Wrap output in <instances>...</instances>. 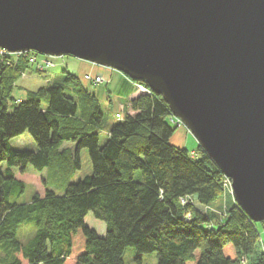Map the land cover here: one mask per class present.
Wrapping results in <instances>:
<instances>
[{"label": "trees", "instance_id": "16d2710c", "mask_svg": "<svg viewBox=\"0 0 264 264\" xmlns=\"http://www.w3.org/2000/svg\"><path fill=\"white\" fill-rule=\"evenodd\" d=\"M29 55H8L10 63L0 56V163L7 165L0 170V264H125L128 246L138 252V264L147 252L157 254L158 264H241L255 253L259 222L235 201L216 226L209 225L212 213L182 203L189 196L200 206L216 202L224 175L200 145L192 156L170 142L177 127L161 95L137 81L148 92L130 100L132 113L113 123L100 145L103 109L65 64L59 66L63 80L27 91L24 99L12 97ZM26 131L37 148L12 149L10 139ZM82 148L92 172L69 182L81 167ZM28 165L47 168L64 192L46 187L18 202ZM88 212L105 223V235L86 224ZM28 222L36 230L22 243L17 230ZM248 264H264V251Z\"/></svg>", "mask_w": 264, "mask_h": 264}, {"label": "water", "instance_id": "95a60500", "mask_svg": "<svg viewBox=\"0 0 264 264\" xmlns=\"http://www.w3.org/2000/svg\"><path fill=\"white\" fill-rule=\"evenodd\" d=\"M0 47L144 82L264 221V0H0Z\"/></svg>", "mask_w": 264, "mask_h": 264}, {"label": "rangeland", "instance_id": "374dc122", "mask_svg": "<svg viewBox=\"0 0 264 264\" xmlns=\"http://www.w3.org/2000/svg\"><path fill=\"white\" fill-rule=\"evenodd\" d=\"M0 52H4L2 56H5V58L8 56L6 55L8 52L7 50L1 48ZM28 53L30 54L29 57L33 59V62L29 63L30 66L28 67V69L24 71L23 74H20L17 80H15L12 90V97L20 100L23 94V88L28 85H31L32 90H36L38 87L52 82L53 75L49 74L48 71V69L52 67L46 66L41 68L39 59L50 60L53 65L56 64L55 66L62 65L58 63V60H64L66 63L67 61H69L71 66H67L68 71L77 75L83 86H85L87 89L90 87H92L93 89H97L96 97L104 112L102 125L97 130V132L99 134L100 145H103L107 140L108 130L111 125L118 119L125 117V115L129 112L130 100H126L124 96H121V99L118 100V98L116 97L117 94L111 89L113 73H123L111 67L83 60L70 55L53 56L38 53L36 51H29ZM6 59L9 63L12 62L10 58ZM104 68H109V70L111 71H109V73L102 72V69ZM128 79L133 83L137 82L130 79L129 77ZM135 88L139 92L147 91L145 85H140L138 82L135 85ZM170 120L171 123L177 127L170 139V142L176 146L187 148L192 156L196 155L199 144L189 128L184 125L180 118L174 116L173 114H171ZM10 146L15 150H35L37 148L34 139L27 131L11 138ZM63 146L72 147L74 146V143L71 141H65L63 143ZM80 159L81 167L68 179L69 182H77L92 172L91 162L88 150L86 148H82L80 150ZM6 166L7 165L5 162H1L0 170L2 172H5ZM12 169L14 173H19L16 168L13 167ZM136 174H140V171H138ZM23 179L25 181V190L20 195V197L17 198V201L20 203L28 202L34 193H42L46 187L54 190L57 194H62L64 192V185L56 177L48 174L47 168L42 172H38L31 165H28L26 174L23 176ZM43 179H45V181ZM232 200L237 203L233 194L231 181L227 176L224 175L222 191L219 199L216 202L208 206H200L196 202V198H194L193 196H189L185 197L182 203H192L196 207L200 208L204 213H212L214 216L210 218L209 225L216 226L226 218L228 214V208L231 205ZM85 222L88 226L94 228L100 236L105 235V223L102 220L95 218L91 212H88V214L85 216ZM263 222L264 221H261L257 225L258 231L260 233V242L255 249V253L242 260L241 264H248L251 260L255 259L256 256L258 257L264 251ZM35 230L36 226L33 222L23 223L18 227L16 236L22 243H27L34 236ZM137 255L138 252L136 251V249L134 247L128 246L125 249L122 258L125 264H138ZM140 258L142 264H158L157 254L155 252L141 253Z\"/></svg>", "mask_w": 264, "mask_h": 264}, {"label": "crops", "instance_id": "0c3cea01", "mask_svg": "<svg viewBox=\"0 0 264 264\" xmlns=\"http://www.w3.org/2000/svg\"><path fill=\"white\" fill-rule=\"evenodd\" d=\"M63 62L66 65V67L67 66H69V67L71 66L69 61H67V63H66L63 60H58V63H60V64H63ZM109 71H111V70H109V68L102 69V72L109 73ZM49 74L53 75V80L52 81H60V80H62V76L63 75H62V73H59V66L52 67L49 70ZM112 80L113 81H112L111 89L117 94L116 97L118 98V100L121 99V96H124L126 98V100L127 99L131 100L132 98H134V97H136V96H138V95L143 93V92L137 91L136 88H135V85L133 84V82H131L129 79H127L124 74H120V73L114 74L113 73ZM31 88H32L31 85H28V86L23 88V94H22L21 99L26 97L27 91L32 90ZM88 90L93 92L96 95L97 89H93L92 87H90V88H88ZM13 94H14V92H13ZM128 113H132L130 108H129V112Z\"/></svg>", "mask_w": 264, "mask_h": 264}, {"label": "built area", "instance_id": "2783aa9c", "mask_svg": "<svg viewBox=\"0 0 264 264\" xmlns=\"http://www.w3.org/2000/svg\"><path fill=\"white\" fill-rule=\"evenodd\" d=\"M1 49V48H0ZM28 52L29 51H20V52H14V53H10L9 51L7 52V54L6 55H17V54H24V55H26V54H28ZM1 53V56H2V54L4 53V52H0ZM39 61H40V63H41V68H43V67H52V66H54L53 65V63L50 61V60H40L39 59ZM33 62V59L31 58V57H29V63H32ZM23 74V73H22ZM147 92H148V90H147ZM184 199L185 198H183L181 201H184Z\"/></svg>", "mask_w": 264, "mask_h": 264}]
</instances>
